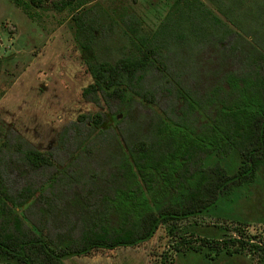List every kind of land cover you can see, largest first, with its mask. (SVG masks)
Here are the masks:
<instances>
[{
  "label": "rangeland",
  "instance_id": "obj_1",
  "mask_svg": "<svg viewBox=\"0 0 264 264\" xmlns=\"http://www.w3.org/2000/svg\"><path fill=\"white\" fill-rule=\"evenodd\" d=\"M202 1L215 9L209 0ZM173 2L93 0L76 12L34 8L28 14L14 0H0V186L15 199V207L26 223L33 228H44L42 232L46 239L60 236L76 239L81 235L87 218L83 204L92 212L100 198L99 195L89 200L94 182L100 183V177H103L109 184L110 174L115 175V166L121 160L110 142L111 130L96 129L88 136L92 131L91 123L87 119L83 121L84 116L100 113L103 127L117 131L122 143L128 146L150 138L154 111L172 115V109V117L176 118L178 103L172 90L168 89L170 80L177 79L198 98L206 87H212L220 72L222 77L223 72L242 74L260 68V61L251 64L246 57L249 56L247 51L240 48L212 73V62L201 60V57L194 59L192 54V72L199 66L197 77L194 73H186L176 78L179 66L173 53L165 49L166 78L150 67L132 87L121 85L125 93L123 98L111 96L104 90L83 95V90L95 82L90 70L93 64L112 63L120 57L135 55V43L154 33ZM74 14L79 15V22L83 24L78 34L76 20L72 18ZM233 39L228 36L224 44H232ZM169 47L174 45L169 44ZM209 54V50H204L202 56L206 58ZM177 60L183 63L181 58ZM141 93L152 94L155 103L142 102ZM193 126L198 127L197 124ZM168 131L173 135H185L183 128L178 131V128L168 126ZM29 148L49 153L52 164L36 167L28 162L24 152ZM165 187L168 188V182L162 181L157 192L145 194L147 202H142L143 206L156 207L167 194ZM96 188L97 184L94 190ZM237 196L236 210L249 221L248 234L254 237L261 233L264 246V220H259L264 219V168L252 184L239 190ZM123 204L132 206L131 202ZM217 220L221 222L210 217H197L195 228L212 229L211 222L218 224ZM222 225L227 229L214 238L206 236L207 232L206 235L191 236L192 227H188L180 234L189 242L180 243H177L179 235L170 237L161 225L150 239L136 246L111 250L98 248L87 255L64 257L63 262L258 264V253L250 247L231 255L211 257L210 246L218 247L228 236H237L227 226L230 223Z\"/></svg>",
  "mask_w": 264,
  "mask_h": 264
},
{
  "label": "trees",
  "instance_id": "obj_2",
  "mask_svg": "<svg viewBox=\"0 0 264 264\" xmlns=\"http://www.w3.org/2000/svg\"><path fill=\"white\" fill-rule=\"evenodd\" d=\"M92 1L14 0L28 14L34 8L76 12ZM209 2L215 9L202 0H174L154 33L135 43V55L120 57L112 63L93 64L90 70L95 82L83 90V95L104 90L111 96L123 98L121 85L132 87L150 67L166 78L165 49L173 53L179 66L176 78L186 73L197 77L199 66L192 72V54L194 59L201 57L212 62V73L240 48L247 51L251 64L260 61V68L242 74L223 72L222 77L220 72L212 87H206L198 98L177 79L170 80L168 89L178 103L176 118L172 117V109V115L154 111L150 138L128 146L122 143L117 131L103 127L100 113L84 116L82 120L91 123L92 131L88 136L96 129L111 130L110 142L121 158L115 166V175L110 174L109 184L103 177L100 183L93 184L88 196L91 201L92 197L100 195L98 206L90 212L83 204L87 218L78 238L60 236L48 240L43 236V227L33 228L25 222L15 207V199L0 186V262L65 264L63 258L70 255H87L98 248L136 246L150 239L161 225L170 237L179 235L177 243L189 242L180 234L188 227H192L191 236L207 232L206 236L214 238L227 229L222 225L225 222L230 223L227 226L237 236H228L218 247L210 246L211 257L231 255L250 247L258 253V264H264L262 234L250 236L249 221L236 210L239 190L252 184L264 168V0ZM72 18L76 20L78 34L83 24L78 14ZM228 36L234 39L232 44L225 45ZM204 50L210 53L206 58L202 56ZM178 58L183 63H179ZM140 96L142 102L155 103L152 94L141 93ZM168 126L178 131L183 128L185 135L170 134ZM24 156L36 167L52 164L49 153L36 149L29 148ZM162 181L168 182V188H163L167 194L156 207L145 208L142 204L147 202L145 194L157 192ZM110 184L116 185L107 187ZM25 198L29 200L28 194ZM123 202H131L132 206ZM197 217L221 222L212 221V229H196ZM255 238L257 240H253Z\"/></svg>",
  "mask_w": 264,
  "mask_h": 264
}]
</instances>
